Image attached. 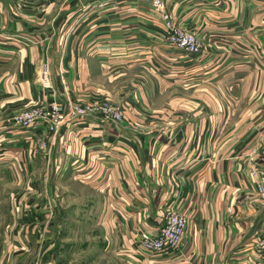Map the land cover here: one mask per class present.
Segmentation results:
<instances>
[{
  "label": "crops",
  "instance_id": "1",
  "mask_svg": "<svg viewBox=\"0 0 264 264\" xmlns=\"http://www.w3.org/2000/svg\"><path fill=\"white\" fill-rule=\"evenodd\" d=\"M166 7L199 35L202 53L169 44L142 0H0V264H79L73 240L83 234L61 236L57 248L48 229L56 176L63 189L79 181L104 193L115 264H264L253 248L264 201L251 196L254 171H264V0ZM54 99L108 101L124 117L73 119L38 150L44 122L22 128L12 118ZM174 195L188 217L180 249L136 251L135 227H157Z\"/></svg>",
  "mask_w": 264,
  "mask_h": 264
},
{
  "label": "built area",
  "instance_id": "2",
  "mask_svg": "<svg viewBox=\"0 0 264 264\" xmlns=\"http://www.w3.org/2000/svg\"><path fill=\"white\" fill-rule=\"evenodd\" d=\"M170 0H142L145 5L157 11L164 30L167 35L168 43L175 48L185 52L189 55H199L202 53L204 47L202 39L192 29L178 24L171 12L167 9L166 4ZM37 81L44 88L51 87V81L47 68L40 70ZM68 107L65 110V107ZM66 107V108H67ZM91 113H97L106 119L112 121H120L124 117L123 108L109 104L107 102H99L91 105L88 101L85 102H71L63 106L56 99L52 100L46 106L33 105L22 109L13 115V122L22 127L30 128L35 123L43 121L46 126L40 132L42 136L37 137V148L44 150L48 148V139H44L45 133L56 134L60 127L76 118H84ZM255 184L254 191L251 193L256 200L264 201V171L256 169L254 171ZM178 184H173V191H177ZM175 199L169 201L162 210L161 219L157 227L148 229L144 225H137L134 230V242L136 251H145L153 254H171L177 253L180 249L187 223V214L181 209V201L178 200L177 195ZM253 248L256 251L264 253V237H258L255 240Z\"/></svg>",
  "mask_w": 264,
  "mask_h": 264
},
{
  "label": "rangeland",
  "instance_id": "3",
  "mask_svg": "<svg viewBox=\"0 0 264 264\" xmlns=\"http://www.w3.org/2000/svg\"><path fill=\"white\" fill-rule=\"evenodd\" d=\"M42 88L45 89L44 87ZM114 105L115 107L121 106ZM53 183L63 186L64 181L56 176L53 179ZM62 186L60 187L61 191L52 192L49 197L44 198L48 205H50V202L47 199L53 201L52 205L47 206V210L50 211L48 220H52V226L48 229H50L55 239V247H60L61 236H65L68 233L81 232L83 240H73V251L80 260L79 264L93 261L96 264L120 263L121 261L110 252L112 247L106 243L110 240L106 241L104 238L105 228L102 221L112 217L104 193H98L96 187L93 190V187L89 184L79 181H71L66 189H63ZM40 197L42 198V196ZM103 200L105 201L104 205L102 204ZM3 224L0 215V245H2L1 235L4 229L8 228V225ZM4 261L1 264H4Z\"/></svg>",
  "mask_w": 264,
  "mask_h": 264
},
{
  "label": "water",
  "instance_id": "4",
  "mask_svg": "<svg viewBox=\"0 0 264 264\" xmlns=\"http://www.w3.org/2000/svg\"><path fill=\"white\" fill-rule=\"evenodd\" d=\"M84 1H86V0H84Z\"/></svg>",
  "mask_w": 264,
  "mask_h": 264
}]
</instances>
